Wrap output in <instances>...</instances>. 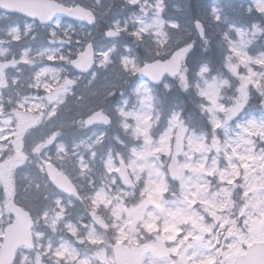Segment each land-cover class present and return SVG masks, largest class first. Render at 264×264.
Segmentation results:
<instances>
[{
	"label": "rangeland",
	"instance_id": "obj_1",
	"mask_svg": "<svg viewBox=\"0 0 264 264\" xmlns=\"http://www.w3.org/2000/svg\"><path fill=\"white\" fill-rule=\"evenodd\" d=\"M58 1L63 2V0ZM92 3L100 13V20L110 23L117 32H123L127 36L136 34L143 37L151 33L150 35L155 37L162 26V21L155 14L151 15V19H146L147 13L144 10L137 15H126V11L120 8L122 14L113 16L106 14L107 11L100 1L92 0ZM254 5L261 11L264 9V0H258ZM18 21L19 19H16L15 22ZM34 27L33 24L16 25L6 32L10 38L5 40V45H10L15 39L22 40ZM20 32H23L22 35ZM88 34L94 36L92 32ZM243 34L244 32L240 31V38ZM38 38H42V35H38ZM52 42H58V39L53 38ZM26 43L31 44L32 39H28ZM35 43L40 44L36 41ZM115 44V41L93 43L97 68L103 66L100 57H103ZM246 44L234 42L230 48V57L227 58L226 69L236 82L232 104L225 106L221 102L222 98L218 92L222 87L214 81L206 80L203 76V73L207 72L204 65L198 68L199 76L202 75L200 81L196 79L199 81L198 95L205 98L204 105L198 108L201 109L200 113L206 116L210 136L206 133L185 134L183 130L185 125L178 127L174 140L175 143L182 144L180 146L183 149L178 162L179 190L167 195L168 200L162 197L168 187L160 155L163 153L166 157L170 151L172 129L178 123L176 114H171L169 122L160 134V139L152 146L150 143L146 145L150 140L147 130L151 94L145 84L132 86L138 103L137 109L124 99L122 106L114 110L123 116L122 120H116L115 130L124 133L123 139L131 143L140 140L134 149L130 146L132 151L127 156V167L133 177L134 185L144 179L145 191L151 198L150 201L148 197L143 198V223L145 228H148L146 235L153 237L145 245L144 251L149 250V247L154 245L153 241L159 238L169 247L171 257L154 261L151 258L147 259V254L141 253L139 248L122 246L121 240L129 234L125 226L136 221V214L133 210L127 212L126 208L115 205L108 218L111 225H107L112 230L117 229L116 244L110 248L105 259L108 264H216L219 260H222V264H230V258L241 253L252 241H264V191L262 190L264 187V72L247 70L246 74L237 75V66L230 63V59L235 55H238V59L242 61ZM59 51L60 48L24 50L20 63L29 56L45 58L48 61L56 56L59 67L55 70L43 66L36 72L35 89L43 91V95L32 100H19L15 103V109H11L12 117H7L3 107H0V238L5 224L3 208L5 210L7 200L11 196L7 192L6 185H9L12 179L10 178L12 170L24 163L25 132L38 122V118L48 119L52 116L55 106L63 101L66 90L75 84L73 81H76L66 67L68 57L65 58ZM151 52H146L149 61L155 56ZM6 53V50L0 51L2 56ZM254 62L258 66L263 64L262 59L258 57ZM13 64L11 63V66ZM130 67H133L132 63ZM64 79L68 80L67 84ZM176 82L179 86H183L184 90L187 89L188 82L184 74H181ZM104 87L105 85H101L99 88ZM165 89L168 90V86ZM248 90L254 92V98H257L255 103L253 97L249 96ZM249 102L252 105L248 106ZM13 121H15L14 125ZM203 123L204 119L201 126ZM16 139H19L20 147L15 150L14 155L8 156L5 145H8L10 140L14 142ZM61 148L66 150L62 143L55 144L49 157L58 156ZM41 155L43 156V153ZM119 155L120 153H117L118 157ZM117 156L116 153H109L103 165L106 174L114 171L116 164L113 158H118ZM35 159L38 158H33ZM41 161L44 160L38 161V165ZM123 195L127 200L133 198L132 192L125 191ZM95 197V199L102 198L103 195L96 194ZM241 204L243 206H240ZM26 206L28 211H33L32 204L26 203ZM182 225H186V230ZM222 227L225 228V233L232 235L230 241L218 237ZM95 232L90 231L91 241H102V237ZM34 235L38 239L42 238L38 230L34 231ZM106 244L111 245L109 242ZM220 253L221 257H219ZM95 256L98 258L101 254ZM60 257L65 258L66 264H75L76 250L70 246L65 249L57 247L49 258V264H58ZM20 260L23 264L26 261L25 257H21Z\"/></svg>",
	"mask_w": 264,
	"mask_h": 264
},
{
	"label": "water",
	"instance_id": "obj_2",
	"mask_svg": "<svg viewBox=\"0 0 264 264\" xmlns=\"http://www.w3.org/2000/svg\"><path fill=\"white\" fill-rule=\"evenodd\" d=\"M0 9L3 11L19 13L42 24H50L51 20L56 17H67L78 23H86L88 25H92L95 22V19L90 11L84 10L80 7L68 10L65 7L59 6L55 2L49 0H0ZM197 30L199 32V37L202 38L201 29L198 26ZM105 36L107 38L117 37V35L111 31L107 32ZM190 50L191 46L188 45L174 52L171 62H154L152 64L145 65L139 70L138 78L148 80L152 84H159L164 75L169 77L175 76L179 72V65L174 61H180L183 59L186 54L190 52ZM92 64L93 52L91 45L88 44L85 47V52L77 55L75 60L70 63V66L78 73L85 74L89 71ZM89 123L107 125L109 124V121L107 119H100V114L98 113L87 119L86 124ZM15 146H18V141H16ZM178 152H174L168 165V173L173 180L178 177L177 167L175 164V156ZM44 167L50 182L57 188V190H63L67 194L71 193L69 191L70 188L63 186L66 183L64 178H62L52 167L48 165H44ZM117 175L124 183L127 182V173L125 172V168L122 164H119ZM7 211L14 217V221L3 231L2 244L0 247V264H11L14 253L19 247L24 246L26 248H31V238L29 234L31 222L27 213L23 212L14 204H9L7 206ZM254 246L256 248H260L256 249ZM254 246H250L247 249L246 255L243 256L242 260L244 261V264H255L252 260L254 249H256V253H259L261 256L259 264H264V245L261 244L258 247L257 245ZM155 255L157 258L165 257L164 247L161 242H158L157 244ZM239 261L240 259L235 263L240 264Z\"/></svg>",
	"mask_w": 264,
	"mask_h": 264
},
{
	"label": "flooded vegetation",
	"instance_id": "obj_3",
	"mask_svg": "<svg viewBox=\"0 0 264 264\" xmlns=\"http://www.w3.org/2000/svg\"><path fill=\"white\" fill-rule=\"evenodd\" d=\"M14 75V73H13ZM86 129H95V127H84ZM125 160V159H123ZM78 163V161H77ZM97 163V162H96ZM82 169H74L75 175L72 184L75 188L76 195L67 197L63 194L57 195V202L52 200L49 206L43 209V217L40 219V230H48L57 227L58 230L65 232L62 234L65 240H74L77 249L78 258L75 264H93L94 251L90 239V231H95L98 226H106L109 222L114 204L124 205L125 199L117 201L119 196H124L125 191H134L136 194L135 205L136 213L140 216V223L137 227V242L141 253L147 254V258L153 259V246L144 251L145 242H150L152 236L145 239L143 224V198L145 187L143 182H138L134 187L131 179L129 186H124L115 177H93L82 176L79 173ZM96 194H102V198L95 199ZM71 232H74L72 234ZM60 236V235H58ZM218 237L230 241L231 237L227 233H219ZM51 244L57 243L55 240L48 241ZM97 243V241L95 242Z\"/></svg>",
	"mask_w": 264,
	"mask_h": 264
},
{
	"label": "trees",
	"instance_id": "obj_4",
	"mask_svg": "<svg viewBox=\"0 0 264 264\" xmlns=\"http://www.w3.org/2000/svg\"><path fill=\"white\" fill-rule=\"evenodd\" d=\"M141 1V0H140ZM139 1V2H140ZM235 0H205L207 3L208 9L203 12V18H201L198 15V8H200L199 3H194L193 0H187V3L185 5V9L189 10L192 13V18L187 21L186 23H180L179 26L180 29H177L175 32L176 40L179 43H175L173 47H179L182 45V42L184 43H191L193 44V50L191 52V56L188 59V71L191 73L194 78H196V68L201 63L206 64L208 69L210 70V76H215V81L222 82L227 80L225 71L222 70L223 62L226 60L227 57H225L228 52L225 51L228 46H230L231 40H233L232 33L230 31V27H244V26H250V20L247 19L244 15H242V12L238 10L237 2L235 5H230V3H233ZM239 1V0H238ZM245 3V0H240ZM146 2H149V0H146ZM118 4V3H117ZM213 5L216 6L220 11H222V14H219V17H216V21L209 19V16L211 15V8H213ZM174 10L176 12H184L185 10H182L179 6V4L174 3L173 4ZM113 9H118L117 6H113ZM186 12V11H185ZM206 16H208V19H204ZM200 20L205 22H208L204 28L207 31L205 41L199 40L197 37H195V33L193 30V21L194 20ZM68 22V21H67ZM67 22H61V24L65 26H71L72 30L73 28L79 32H73L70 34L74 38L75 41H77V45H81L83 41V31L87 30L86 28L78 27L76 25H73L71 23ZM106 26L103 24L97 26V30L99 32H102L103 28ZM209 27V29H208ZM193 34H192V33ZM69 34V33H67ZM101 35V33H99ZM230 39V40H229ZM136 45V44H135ZM223 48V49H221ZM225 54V56H224ZM113 55L109 54L107 57H105L104 64H112L115 63V59H113ZM235 61L233 60L232 64H234ZM249 63L243 62V66L239 65V68H243V71L246 72L248 69L246 65ZM257 69V68H254ZM240 70V72H241ZM199 84V81H197ZM194 89V87L192 86ZM69 103L66 107L68 108ZM97 108L91 106V108ZM25 177V174L23 172H19L17 174V178L20 183L24 184L21 180ZM13 188V186H12ZM15 188V187H14Z\"/></svg>",
	"mask_w": 264,
	"mask_h": 264
},
{
	"label": "bare ground",
	"instance_id": "obj_5",
	"mask_svg": "<svg viewBox=\"0 0 264 264\" xmlns=\"http://www.w3.org/2000/svg\"><path fill=\"white\" fill-rule=\"evenodd\" d=\"M98 1H100V3L103 4L104 8L107 11L106 14H111L113 16H117L119 14L121 15L123 11H126V3L125 2H124V4L121 2L116 4L118 9L115 10V9H113V5L111 4V0H98ZM193 2L195 4L196 3L200 4L198 15L201 18H203V15H204L203 12H205L208 9L207 3L205 2V0H193ZM92 4L93 3H91V5ZM156 5L161 6V3L159 2ZM120 8H123V11H120L119 10ZM173 13L174 14L171 17L165 18L162 21V26L159 29L157 36H155V37H142L141 43L143 45H147V46L156 45V44L160 43V41H162L166 37L167 34H168V38L175 39L176 38L175 32L177 31V29H180L179 21H180V23H186L187 21H189L192 18L193 15L189 10H187L186 12L174 11ZM91 14H92L93 18L95 19V22L92 25H88L86 23H81V25H84V26L90 28L91 30H95L96 23H98V22H105L106 24H108L106 21L99 19L100 13H99L98 9L94 8L93 6H92ZM210 16L211 17L214 16L213 11L211 12ZM10 29H12V27L8 23L0 22V30L1 31L6 32ZM102 33H103L104 38H105L106 29H104V31ZM249 33L250 32H244L243 36L247 35ZM221 49H223V48H221ZM84 52H85L84 46H80L76 50V53L78 55L83 54ZM74 56H75V53H70V54L65 55V58L68 57V60H70ZM115 61H116L115 66H113L109 69L110 78L112 80H117L119 82V87L116 88V91L119 93V95L122 98L128 100L131 103L130 105H132L133 108H136L138 103L135 100V95L133 93L132 86L127 81H125L123 79L125 74L129 70V63L127 60H124L121 55L116 56ZM0 62H1V60H0ZM30 62H31V60H24L20 64V67H19V72L23 76H25L26 78H29L30 74L33 71V69L30 67ZM14 71H15L14 67L9 66L6 70V72L4 73V81L7 85H12V80L10 77L12 76ZM227 78H228L227 80L223 81L224 87L228 92H232L236 86V82L230 76H227ZM142 84H145L148 87V89L153 88V89H155L159 92H162V93L166 92L164 87H163V84L161 82L159 84H152L148 80L142 79ZM84 86H85L84 81L80 80V81L76 82L73 86L70 87V89L66 90L63 100H65L68 97L77 96L79 94L80 89ZM42 95H40V96H42ZM57 111H58L57 108H54L53 115L47 119L48 125H51L52 119L55 116V114L57 113ZM152 115H153V109L150 107V117H152ZM48 125H45V127H49Z\"/></svg>",
	"mask_w": 264,
	"mask_h": 264
},
{
	"label": "clouds",
	"instance_id": "obj_6",
	"mask_svg": "<svg viewBox=\"0 0 264 264\" xmlns=\"http://www.w3.org/2000/svg\"><path fill=\"white\" fill-rule=\"evenodd\" d=\"M75 83V81H73ZM114 94V93H113ZM77 99H81V97H77ZM15 121H13V125ZM48 125L47 119L38 118V122L33 124L24 135L25 148L24 151V163L18 165L17 169L13 172V183L16 186V190L13 193V202L24 201L25 203H31L35 200H38L41 196L44 199H47V195L40 191V185L36 184L34 187L31 183L22 184L19 182L17 178V174L21 169L27 168L30 164L33 163V158H39L43 160L45 157H49V153L53 150L56 144V137L58 133L55 130L51 129V125H48L50 130L47 134H41V130ZM30 138L32 139L31 144L28 143ZM8 156L15 154V145L10 140L8 145H5ZM43 153V156L41 155ZM60 162H68L70 161L71 154L65 152L63 148L60 149V152L57 154ZM7 156H5V159ZM45 173L42 171L41 175ZM246 203V201H245ZM240 206H243L242 204ZM238 219V217H237ZM38 222V219H37ZM23 264V261H21Z\"/></svg>",
	"mask_w": 264,
	"mask_h": 264
}]
</instances>
